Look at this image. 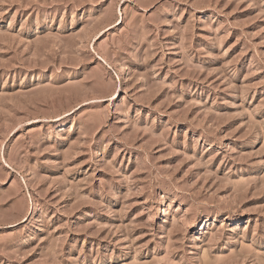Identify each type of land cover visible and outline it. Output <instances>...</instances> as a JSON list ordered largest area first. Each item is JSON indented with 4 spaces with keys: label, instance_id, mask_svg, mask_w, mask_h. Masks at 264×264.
I'll return each mask as SVG.
<instances>
[{
    "label": "rangeland",
    "instance_id": "obj_1",
    "mask_svg": "<svg viewBox=\"0 0 264 264\" xmlns=\"http://www.w3.org/2000/svg\"><path fill=\"white\" fill-rule=\"evenodd\" d=\"M0 264H264V0H0Z\"/></svg>",
    "mask_w": 264,
    "mask_h": 264
}]
</instances>
